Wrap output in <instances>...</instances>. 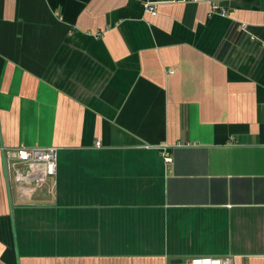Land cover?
<instances>
[{"label":"crops","instance_id":"0c3cea01","mask_svg":"<svg viewBox=\"0 0 264 264\" xmlns=\"http://www.w3.org/2000/svg\"><path fill=\"white\" fill-rule=\"evenodd\" d=\"M145 1L0 0V264H264V0Z\"/></svg>","mask_w":264,"mask_h":264},{"label":"built area","instance_id":"2783aa9c","mask_svg":"<svg viewBox=\"0 0 264 264\" xmlns=\"http://www.w3.org/2000/svg\"><path fill=\"white\" fill-rule=\"evenodd\" d=\"M200 0H170L171 3L198 2ZM157 2L145 1L142 4L145 13L151 16L156 15ZM212 12L217 10V6L211 5ZM99 145V143H97ZM4 153L8 179L10 182L22 189V195L27 197L38 191H43L49 187L55 190L57 174V148L55 147H25L20 146L15 149L2 150ZM165 156V155H164ZM166 161H170L165 156ZM179 264H232L231 260L200 257L191 258Z\"/></svg>","mask_w":264,"mask_h":264},{"label":"water","instance_id":"95a60500","mask_svg":"<svg viewBox=\"0 0 264 264\" xmlns=\"http://www.w3.org/2000/svg\"><path fill=\"white\" fill-rule=\"evenodd\" d=\"M1 153H2V157L1 158H2V166H3V175H4V178L6 180V184H7V193H8L9 206H11V201H10V196H9V188H8L6 161H5V157H4L3 151Z\"/></svg>","mask_w":264,"mask_h":264}]
</instances>
